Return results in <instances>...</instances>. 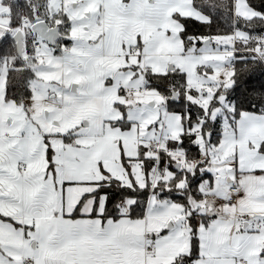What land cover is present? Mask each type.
<instances>
[{
	"label": "snow or ice",
	"instance_id": "obj_1",
	"mask_svg": "<svg viewBox=\"0 0 264 264\" xmlns=\"http://www.w3.org/2000/svg\"><path fill=\"white\" fill-rule=\"evenodd\" d=\"M239 3L0 0V264H264V0Z\"/></svg>",
	"mask_w": 264,
	"mask_h": 264
},
{
	"label": "trees",
	"instance_id": "obj_2",
	"mask_svg": "<svg viewBox=\"0 0 264 264\" xmlns=\"http://www.w3.org/2000/svg\"><path fill=\"white\" fill-rule=\"evenodd\" d=\"M221 28H222V30H227L226 29V25H224L223 22H221ZM261 79H264V73H259L258 72L256 74V77H255L253 83H258Z\"/></svg>",
	"mask_w": 264,
	"mask_h": 264
},
{
	"label": "rangeland",
	"instance_id": "obj_3",
	"mask_svg": "<svg viewBox=\"0 0 264 264\" xmlns=\"http://www.w3.org/2000/svg\"><path fill=\"white\" fill-rule=\"evenodd\" d=\"M238 10L241 12V13H243V14H245V15H247L248 13L245 11V6H244V4H243V0H240V3H239V5H238ZM6 21H7V19H5L4 21H2V22H5L6 23ZM4 26V25H3ZM6 27V26H5Z\"/></svg>",
	"mask_w": 264,
	"mask_h": 264
},
{
	"label": "crops",
	"instance_id": "obj_4",
	"mask_svg": "<svg viewBox=\"0 0 264 264\" xmlns=\"http://www.w3.org/2000/svg\"><path fill=\"white\" fill-rule=\"evenodd\" d=\"M4 25V27L7 25V21H6V23L5 22H0V26H3Z\"/></svg>",
	"mask_w": 264,
	"mask_h": 264
}]
</instances>
